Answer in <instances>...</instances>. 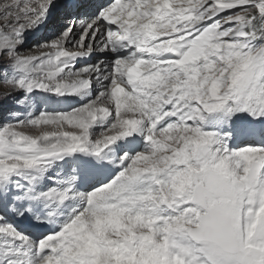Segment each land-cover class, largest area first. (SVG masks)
Masks as SVG:
<instances>
[{
  "label": "snow or ice",
  "instance_id": "snow-or-ice-1",
  "mask_svg": "<svg viewBox=\"0 0 264 264\" xmlns=\"http://www.w3.org/2000/svg\"><path fill=\"white\" fill-rule=\"evenodd\" d=\"M0 85V264H264V0H0Z\"/></svg>",
  "mask_w": 264,
  "mask_h": 264
},
{
  "label": "rangeland",
  "instance_id": "rangeland-1",
  "mask_svg": "<svg viewBox=\"0 0 264 264\" xmlns=\"http://www.w3.org/2000/svg\"><path fill=\"white\" fill-rule=\"evenodd\" d=\"M29 43L31 44L32 41L30 40ZM5 86L4 85H0V92L4 91ZM3 112H0V115H3Z\"/></svg>",
  "mask_w": 264,
  "mask_h": 264
}]
</instances>
